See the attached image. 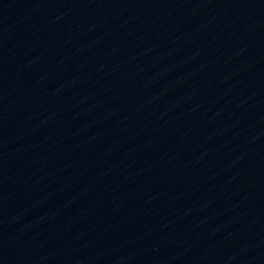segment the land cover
Listing matches in <instances>:
<instances>
[{
    "label": "water",
    "instance_id": "obj_1",
    "mask_svg": "<svg viewBox=\"0 0 264 264\" xmlns=\"http://www.w3.org/2000/svg\"><path fill=\"white\" fill-rule=\"evenodd\" d=\"M253 65L264 78V0H216Z\"/></svg>",
    "mask_w": 264,
    "mask_h": 264
}]
</instances>
